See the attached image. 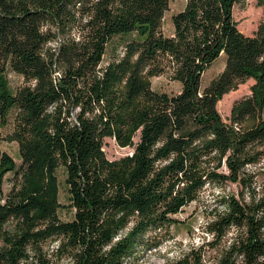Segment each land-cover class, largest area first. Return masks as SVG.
<instances>
[{
    "label": "trees",
    "instance_id": "1",
    "mask_svg": "<svg viewBox=\"0 0 264 264\" xmlns=\"http://www.w3.org/2000/svg\"><path fill=\"white\" fill-rule=\"evenodd\" d=\"M244 1L185 0L166 34L171 0H0V125L14 111L7 139L21 160L0 149V264H126L171 238L173 216L207 189L202 236L172 264H264V166L253 169L264 158V18L243 33ZM118 36L124 51L104 64ZM8 72L23 78L14 90ZM159 75L180 91L155 90ZM249 79L225 121L218 102ZM107 137L133 152L108 158Z\"/></svg>",
    "mask_w": 264,
    "mask_h": 264
},
{
    "label": "rangeland",
    "instance_id": "2",
    "mask_svg": "<svg viewBox=\"0 0 264 264\" xmlns=\"http://www.w3.org/2000/svg\"><path fill=\"white\" fill-rule=\"evenodd\" d=\"M185 0H171L170 9L165 14L164 19V32L171 34L173 32V25L171 21L172 14L178 12L184 7ZM234 17L238 21L239 29L247 34L253 35L258 29L259 24L264 18L263 7L259 5L257 0H245L242 3L234 6ZM128 38L115 37L108 45L107 52L104 57V64H107L114 58L122 55L124 51V42ZM225 66L224 55L221 56L204 74L203 85L206 86L212 78L218 75ZM7 80L10 87L14 90L23 82L22 76L14 73H7ZM254 83V79H249L246 82L239 85L236 90H232L225 94L223 98L218 102V110L225 121H230V115L233 104L245 97L251 95V86ZM152 87L160 92L177 93L181 89V83L170 78L168 75H159L152 78ZM264 119V111L262 113ZM14 128V111L11 113L8 123L5 126L0 125V149L10 153L18 164L21 163L19 156L18 143L16 141H10L7 136L11 134ZM139 136L135 137V141H138ZM108 158L114 160L123 156L131 154L133 147H122L114 138L107 137L103 146ZM264 166L263 160L257 164L253 169L258 170ZM12 174H8L5 182V191L10 189V179ZM63 171H59L60 179V192L59 199L62 206L59 209V215L63 220H70L73 218L74 210L69 206L68 193L64 181ZM226 191L234 192L238 194L239 185L237 183L228 182L224 187ZM214 189H207L204 191L201 201H194L185 206L183 210L173 217L178 221L172 225L171 238L165 240L159 248L152 250H142L135 255L134 258H128L126 264H172L182 253L188 249L191 243L199 242L202 236L200 225L203 223L204 206L211 204ZM56 247V242H49L46 244V248L51 251Z\"/></svg>",
    "mask_w": 264,
    "mask_h": 264
}]
</instances>
